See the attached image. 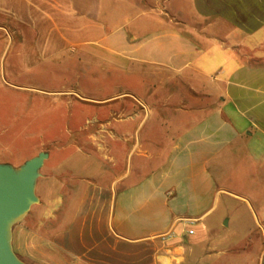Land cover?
<instances>
[{
	"label": "crops",
	"instance_id": "1",
	"mask_svg": "<svg viewBox=\"0 0 264 264\" xmlns=\"http://www.w3.org/2000/svg\"><path fill=\"white\" fill-rule=\"evenodd\" d=\"M0 70L61 78L40 140L105 142L49 165L21 260L262 264L264 0H0Z\"/></svg>",
	"mask_w": 264,
	"mask_h": 264
},
{
	"label": "rangeland",
	"instance_id": "2",
	"mask_svg": "<svg viewBox=\"0 0 264 264\" xmlns=\"http://www.w3.org/2000/svg\"><path fill=\"white\" fill-rule=\"evenodd\" d=\"M3 71L0 70V75ZM0 81V163L11 164L15 168L24 164L27 160L37 156L40 152L49 153V157L41 170L42 176L39 178L36 188L38 195L48 191L49 183L55 173L49 169L53 161H63V150L73 145V150H83L91 152L94 156L98 155V150H102L101 144L105 142H92L83 140H40L41 133H64L67 128L62 124L35 126L34 123L52 122L54 120L62 121L69 112L70 106L62 101H57L51 97L53 89H61L62 80L59 77H26L12 78L1 77ZM103 83L105 81L102 79ZM25 85L26 88L16 87L15 85ZM110 86L105 85L103 90L95 91L94 96H103ZM75 101L71 105V110L77 105ZM57 118V119H53ZM33 124V125H32ZM88 132L90 134L103 132V126L99 123L90 124ZM105 127V126H104ZM109 127L107 131H112ZM147 131V125L143 134ZM45 134V133H44ZM86 154V153H85ZM54 158L53 156H56ZM81 158V157H80ZM97 161L99 158L94 157ZM52 160V162H51ZM85 165V162L83 163ZM37 206H32L24 220L28 219ZM21 221V222H24ZM256 256V252L252 254Z\"/></svg>",
	"mask_w": 264,
	"mask_h": 264
},
{
	"label": "water",
	"instance_id": "3",
	"mask_svg": "<svg viewBox=\"0 0 264 264\" xmlns=\"http://www.w3.org/2000/svg\"><path fill=\"white\" fill-rule=\"evenodd\" d=\"M48 158L40 152L17 168L0 163V264H28L14 251L13 228L40 202L36 188Z\"/></svg>",
	"mask_w": 264,
	"mask_h": 264
},
{
	"label": "built area",
	"instance_id": "4",
	"mask_svg": "<svg viewBox=\"0 0 264 264\" xmlns=\"http://www.w3.org/2000/svg\"><path fill=\"white\" fill-rule=\"evenodd\" d=\"M189 233H190V234H193L194 231L191 230V231H189ZM262 264H264V258H263V260H262Z\"/></svg>",
	"mask_w": 264,
	"mask_h": 264
}]
</instances>
